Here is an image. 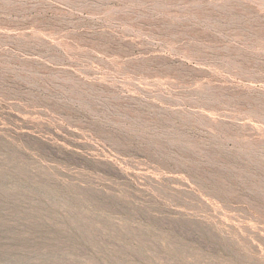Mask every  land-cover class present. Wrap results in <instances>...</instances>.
Listing matches in <instances>:
<instances>
[{
    "label": "rangeland",
    "instance_id": "obj_1",
    "mask_svg": "<svg viewBox=\"0 0 264 264\" xmlns=\"http://www.w3.org/2000/svg\"><path fill=\"white\" fill-rule=\"evenodd\" d=\"M0 264H264V0H0Z\"/></svg>",
    "mask_w": 264,
    "mask_h": 264
}]
</instances>
